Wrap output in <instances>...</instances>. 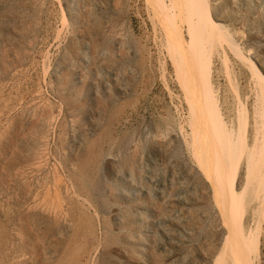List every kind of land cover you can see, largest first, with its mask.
Returning <instances> with one entry per match:
<instances>
[{"label": "rangeland", "instance_id": "obj_1", "mask_svg": "<svg viewBox=\"0 0 264 264\" xmlns=\"http://www.w3.org/2000/svg\"><path fill=\"white\" fill-rule=\"evenodd\" d=\"M173 1L180 37L188 41L187 0L183 7L184 0ZM206 1L241 54L204 32L197 35H205L203 49L198 42L194 51L201 46L200 56L210 58L228 125L235 127L245 109L251 143L259 135L253 128L264 122L254 115L264 99L241 57L264 75V0ZM153 6V0H0V264L230 263L225 247L217 255L226 230L212 178L190 147L189 123L201 109L184 75L189 80L188 64L196 66L199 54L189 51L190 57L167 39ZM242 165L241 159L238 183ZM249 213L247 227L261 219L253 264H264V212Z\"/></svg>", "mask_w": 264, "mask_h": 264}, {"label": "bare ground", "instance_id": "obj_2", "mask_svg": "<svg viewBox=\"0 0 264 264\" xmlns=\"http://www.w3.org/2000/svg\"><path fill=\"white\" fill-rule=\"evenodd\" d=\"M204 1L206 0H187L186 2L184 0L183 2L181 1L182 4L177 1L178 4L182 5V7H183V3L185 2L186 5L188 6V12L187 11L186 12L187 13L191 12L189 16L187 14H186L187 16H185L187 18L186 20L187 24L185 27L187 30L188 41H183L182 39L184 38L180 37L182 36L180 35L181 27L178 24L176 25L177 22L175 21V18L177 16L179 17L180 15L178 5H176L175 3L176 1L174 2L173 0H153L154 6L156 8L155 12L156 13L158 12L157 13L158 19L160 18L161 24L165 28L166 34H168L167 39L170 38L171 40H173V42L176 41V43L178 41V46H179L180 51H182V49L184 48L185 51L188 50V52L189 51L192 52L195 50L194 49L195 45L197 46V44L199 45L200 43L202 46L204 44L203 41H204L205 35H204V38H201V36H199L200 39H203V40L197 39L198 32H200V34H203L204 32L209 37L214 38V39L209 38L210 40L207 41L208 43L211 41V39L216 40L215 42H219V43L225 42L226 43L225 45L228 46L229 49L233 51L232 52L233 54H236V56L241 54V51L240 52L238 51V48L235 47L234 42L229 37L230 35L229 34L230 32L228 33L229 30L227 31L226 30L227 28H225L221 23L216 22L214 18H212L208 7H206L208 5L206 3L207 1L206 2ZM185 7L186 6L184 4V9ZM184 9L182 10L184 11ZM162 25L160 27H162ZM168 42L169 41L167 40L166 43ZM176 45L174 46L171 44L170 49H172V46L173 48L178 47ZM201 46H200L199 51H197V53L194 51L195 54H199V55H194L195 57L193 56L196 60H198V62L196 61L197 62L196 66H194L193 63L188 64L190 71L193 70L191 73L188 72L189 80L186 79L185 77L186 74L184 75V82L186 85L188 84L190 86L189 92L191 93L193 91L196 92V95H197L196 98L198 99V104L201 109V112H199V114L197 115V119L194 120L193 118L194 123L193 124H191L192 122L189 123L190 126L192 125L191 128L195 127L194 128L195 132L193 129V132H194V136L192 137L193 142L192 144H190V147L196 150L194 158H196L198 162L197 166L199 167L200 171L203 174H205L204 177L210 175L212 178L210 179V176H208L210 180H208L207 178V180L210 181L209 188L212 187L211 188L212 190H210V193H212L211 196L214 198L213 202L216 203L217 212L220 217L219 220L222 221V223L224 224L222 225L224 226L226 230L224 234H222V238H221L222 246L217 255L220 256L222 249L225 247L228 250V251L225 250V253L228 252L227 256L229 258V262H230L229 264H253V261H254L253 256L255 257L257 250H258V235H259L258 234L259 233L258 223L261 222L260 221L261 219L255 222V218H254L255 224L253 225L254 227L253 228L252 226L247 227L246 224L244 225L243 216L246 210L250 211L251 213L249 214L255 216L256 218H260L264 212V122L261 123L262 124L261 125L259 121H256V122H259L257 124L260 125L261 129L255 123L257 128L254 125L255 128H253V130L258 129V128L260 130L258 129L259 132L257 130L255 131V132H258L259 135L255 134L254 137H252L253 140L251 143H248V140H247V128H246V119H245L246 117H244L246 113L245 114L243 113V112H246L245 109L244 110L240 109L239 111L237 110L238 111V113L236 112L237 122L235 124L236 125L235 127L228 125V123L224 120L222 113L220 111L217 96L216 94H214L215 91H214L212 81H211V76H210V58L209 56L208 57L206 56L207 59H205V54H204V58L200 56L203 51L201 50ZM203 46H202V49H203ZM172 51H175V50H171V53ZM176 53H178V51ZM181 53L182 52H179L178 54H181ZM192 53H190V57ZM173 56L175 57V54ZM183 56L185 57L186 55H183ZM177 58L175 59L177 60ZM178 59H182V58H178ZM241 59L247 61V64L251 65L249 66L250 69L252 67L253 68L252 70H254L255 72L254 75L255 76L257 75V77L259 78V81L258 80L257 81L260 82L259 90L261 91V93H259L260 91L258 93L260 95L262 94L263 96L262 98V96L260 97V95H258L260 97L259 101L261 102L263 101L261 99H264V75L261 74V72L255 65L251 64L252 62H250V59L246 58L245 55L242 56ZM191 60L190 62H192ZM173 61H174V58L172 57V62ZM177 62L179 61H176V63ZM182 63H184V61ZM179 67H181V65ZM179 72L180 71L178 70V73ZM178 77H181V76L179 75ZM227 79H230V78H227ZM181 80L182 79H180V83L183 82ZM182 85H184V83ZM182 87L183 86H181V88ZM184 88L186 89V87L182 88L183 92L185 93L186 90ZM189 92L187 90L186 95L190 94ZM193 94H191L192 97L194 96ZM191 96H187L188 97L187 101L189 100L191 103H194L192 102L194 98L193 99L190 98ZM189 98L192 99V101ZM261 105L264 106V103L263 104L261 103ZM188 106L191 107V105L189 104ZM258 108L256 109L254 108L253 110L255 111ZM192 112L194 113V111H191V113ZM260 112H262V114ZM260 112L254 115H257L256 117L260 115L261 117L259 116V118L262 119V117L264 116V107L262 108V111ZM255 113H257V111H255ZM194 150H192L191 152H193ZM241 159L243 160V165H242L243 174H242L240 183H238L236 179L237 178V168H238L237 166L239 162L241 161ZM251 223L253 222L251 221ZM216 261L215 263L220 262V261L219 262H216Z\"/></svg>", "mask_w": 264, "mask_h": 264}]
</instances>
